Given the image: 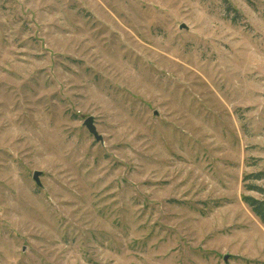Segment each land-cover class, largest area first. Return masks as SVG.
<instances>
[{"label":"rangeland","instance_id":"rangeland-1","mask_svg":"<svg viewBox=\"0 0 264 264\" xmlns=\"http://www.w3.org/2000/svg\"><path fill=\"white\" fill-rule=\"evenodd\" d=\"M258 173L264 0H0V264H264Z\"/></svg>","mask_w":264,"mask_h":264},{"label":"trees","instance_id":"trees-1","mask_svg":"<svg viewBox=\"0 0 264 264\" xmlns=\"http://www.w3.org/2000/svg\"><path fill=\"white\" fill-rule=\"evenodd\" d=\"M264 173H258L256 175L257 179L263 178ZM261 192L263 193V198L259 199L252 196H245L244 200L249 204V206L252 208L254 213L264 221V190L261 189Z\"/></svg>","mask_w":264,"mask_h":264},{"label":"water","instance_id":"water-1","mask_svg":"<svg viewBox=\"0 0 264 264\" xmlns=\"http://www.w3.org/2000/svg\"><path fill=\"white\" fill-rule=\"evenodd\" d=\"M85 125L87 126V128L89 129V131L95 136L96 140L98 141H101L102 140V137L101 135H99L98 131H97V128L94 124V119L92 117L88 118L86 121H85ZM42 175V172L41 171H35L34 173V176H33V179L36 181V183L39 185V186H42V183H41V180H40V177ZM232 257L231 254H226L224 255V261L226 264H229V259Z\"/></svg>","mask_w":264,"mask_h":264}]
</instances>
